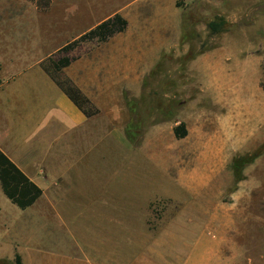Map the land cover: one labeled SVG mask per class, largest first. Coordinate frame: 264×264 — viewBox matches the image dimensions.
<instances>
[{
    "label": "rangeland",
    "instance_id": "obj_1",
    "mask_svg": "<svg viewBox=\"0 0 264 264\" xmlns=\"http://www.w3.org/2000/svg\"><path fill=\"white\" fill-rule=\"evenodd\" d=\"M116 13L128 20L123 32L60 49L73 40L65 34L88 31ZM221 18L227 25L214 32L209 22ZM46 25L48 64L72 58L68 72L93 87L96 102L89 107L98 111L99 124L127 138L131 103L138 102L136 119L145 122L144 133L137 145L127 140L145 163V178L160 189L147 206L146 220L150 233L162 234L163 248L181 233H208L231 241L241 264H264V153L243 169L239 181L232 166L264 144V0H0V32L46 31ZM181 123L184 137L175 133ZM115 164H97L90 190L120 186L127 200L144 205L139 190L146 182L114 180L122 167L116 165L114 173ZM128 211L115 217L101 205L78 216L76 237L84 245H111L113 225L116 238L106 254L112 249L127 257L138 251L130 242ZM35 218L0 185V260H8L0 264H15L17 253L23 264H41L47 231L42 218ZM51 228L59 232L57 223ZM76 237L67 230L57 244L81 250Z\"/></svg>",
    "mask_w": 264,
    "mask_h": 264
},
{
    "label": "crops",
    "instance_id": "obj_2",
    "mask_svg": "<svg viewBox=\"0 0 264 264\" xmlns=\"http://www.w3.org/2000/svg\"><path fill=\"white\" fill-rule=\"evenodd\" d=\"M37 31L0 32V150L43 189L41 197L23 209L35 215L36 221L42 218L43 230L47 231L43 238L48 247L42 250L41 264H241L231 241L211 238L208 233L202 232L198 237L181 233L172 240L174 245L169 241L170 247L163 248L162 234L150 233L147 226V206L160 189L156 191L152 185L155 181L145 178V163L119 130L99 124L98 111L89 107L96 102L93 87L68 72L73 65L70 56V63L58 75L53 73L54 63L53 67L48 64L51 54L48 25L46 31L42 28ZM85 32L63 37L74 40ZM72 87L87 102L76 103L68 93ZM100 148L104 152L96 153ZM114 162V173L118 171L116 165L122 166L114 180L122 176L124 181L148 183L142 186L143 191L139 190L145 199L144 205L140 199L127 200V192L120 186L114 188L107 184L100 191L90 190L88 183H92L93 172L96 179L97 164L101 167ZM101 205L110 207L115 217L121 214L119 211L129 210L130 242L137 245V252L125 257L111 249L106 254L116 238L112 221L108 233L113 240L111 245L108 241H104V247L84 245L85 240L80 236L79 242L78 216L92 213ZM56 223L59 232L54 231L57 226L51 228ZM67 230L77 238L76 246L79 242L81 250L80 246L74 249V244V251L64 250L57 244ZM163 255H168V260ZM249 263L256 264V261Z\"/></svg>",
    "mask_w": 264,
    "mask_h": 264
},
{
    "label": "trees",
    "instance_id": "obj_3",
    "mask_svg": "<svg viewBox=\"0 0 264 264\" xmlns=\"http://www.w3.org/2000/svg\"><path fill=\"white\" fill-rule=\"evenodd\" d=\"M177 6L182 3L177 2ZM227 21L224 18L212 20L209 22L210 28L214 32H219L225 28ZM128 20L120 13L103 20L89 31L85 32L78 38L67 43L61 50H72L82 42L90 39H99L100 41H107L110 37L118 32H122L127 28ZM70 57L66 56L54 62L53 73L59 74L63 66L70 63ZM68 90V89H67ZM71 98L78 104L82 105L87 102V98L77 89L72 87L68 90ZM161 99H165L160 95ZM159 102L160 100L157 99ZM163 102V100H161ZM160 102V103H161ZM138 102L131 103V110L133 118L126 126V136L128 140L137 145L140 143V137L144 133L145 122L136 119V109ZM163 105V104H162ZM175 133L178 137H184L187 134V129L184 123H181L175 128ZM264 153V144L259 146L254 152L237 157L232 166L235 171V177L239 181L243 176V169L254 161L256 157ZM0 185L5 195L21 209L33 205L39 197L43 194V189L33 181L21 168H19L3 151L0 150ZM7 261L6 259L0 260V263ZM15 264H23L21 255L19 253L15 256Z\"/></svg>",
    "mask_w": 264,
    "mask_h": 264
}]
</instances>
